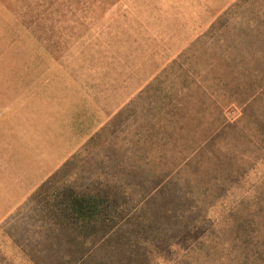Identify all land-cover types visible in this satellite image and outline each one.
I'll return each instance as SVG.
<instances>
[{
  "label": "rangeland",
  "instance_id": "374dc122",
  "mask_svg": "<svg viewBox=\"0 0 264 264\" xmlns=\"http://www.w3.org/2000/svg\"><path fill=\"white\" fill-rule=\"evenodd\" d=\"M0 155V264H264V0H0Z\"/></svg>",
  "mask_w": 264,
  "mask_h": 264
},
{
  "label": "crops",
  "instance_id": "0c3cea01",
  "mask_svg": "<svg viewBox=\"0 0 264 264\" xmlns=\"http://www.w3.org/2000/svg\"><path fill=\"white\" fill-rule=\"evenodd\" d=\"M17 169L15 170L11 162L6 166L0 155V222L21 203L22 195L29 187L37 186L35 177L32 181L30 176L22 181L20 170Z\"/></svg>",
  "mask_w": 264,
  "mask_h": 264
},
{
  "label": "trees",
  "instance_id": "16d2710c",
  "mask_svg": "<svg viewBox=\"0 0 264 264\" xmlns=\"http://www.w3.org/2000/svg\"><path fill=\"white\" fill-rule=\"evenodd\" d=\"M62 209L81 229L93 234L97 231L98 226L104 223L103 215L107 213L105 207L84 195L72 196L69 201L63 204Z\"/></svg>",
  "mask_w": 264,
  "mask_h": 264
}]
</instances>
